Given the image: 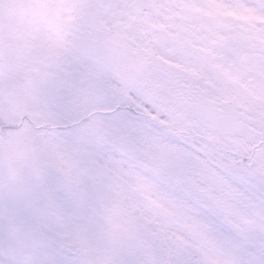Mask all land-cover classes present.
<instances>
[{"label":"snow or ice","instance_id":"1","mask_svg":"<svg viewBox=\"0 0 264 264\" xmlns=\"http://www.w3.org/2000/svg\"><path fill=\"white\" fill-rule=\"evenodd\" d=\"M0 264H264V0H0Z\"/></svg>","mask_w":264,"mask_h":264}]
</instances>
